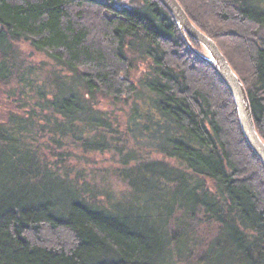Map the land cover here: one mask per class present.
<instances>
[{
	"label": "trees",
	"instance_id": "trees-1",
	"mask_svg": "<svg viewBox=\"0 0 264 264\" xmlns=\"http://www.w3.org/2000/svg\"><path fill=\"white\" fill-rule=\"evenodd\" d=\"M137 1L119 8L115 0H0V85L17 80L35 89L31 71L16 62L15 44L28 43L77 75L83 96L48 101L36 89L40 110L71 121L92 113L88 98L135 96L130 54L143 50L149 69L133 114L145 119L137 121L143 134L159 137L156 150L179 166L159 168L164 196L157 174L139 176L135 205L100 208L55 176L39 174L19 143L24 128L8 118L0 126V174L10 169L13 177L6 184L41 185L46 178L53 184L50 193L42 185L30 187L44 193L2 190L0 264H264V169L241 134L233 101L187 48L170 14L155 0ZM177 1L243 83L264 141V0ZM149 199L150 207L136 206ZM174 216V230H165ZM200 224L210 232L206 239Z\"/></svg>",
	"mask_w": 264,
	"mask_h": 264
},
{
	"label": "rangeland",
	"instance_id": "rangeland-1",
	"mask_svg": "<svg viewBox=\"0 0 264 264\" xmlns=\"http://www.w3.org/2000/svg\"><path fill=\"white\" fill-rule=\"evenodd\" d=\"M115 5L129 8L138 5V1L115 0ZM15 48L19 57L16 62L20 68L23 61V70L31 71L27 78L35 89L32 92L22 89V85H17V80L8 86L0 85V126L8 125V118L18 120L17 130H25L19 133V143L25 149L23 151H28L38 162L39 174L43 172L55 176L56 181L64 182L86 203L113 210L125 206L126 202L135 205L133 201L137 195L136 187L133 186L139 176L147 179L149 175L157 174L154 178H157L160 195L166 192L167 187L163 185L167 184L162 179L159 180V175L164 167L177 169L179 166L177 167L174 159L156 150L159 137L143 134L142 126L137 121L145 119L134 117L133 114V107L137 106L136 100L140 101L144 97L142 80L149 69V63L142 55L143 50L130 54V58L135 61V67L129 74L137 88L135 96L114 101L112 98L96 95L86 102L92 108L91 114L81 113L79 117L68 121L51 111L40 110L36 106L40 101L36 89L48 101L54 97L67 98L74 93L79 97L83 96V88L76 81L77 75L49 54L31 49L26 42H18ZM197 50L203 53L200 48ZM141 107L144 109V106ZM152 117H156V112L152 113ZM145 164L150 165L148 169L145 168L142 175L137 173ZM9 170L0 174V183L9 186L4 189L0 187V195L2 190L12 189L19 193H44L42 188L32 190V185H42L47 193L51 192L53 183L47 178L41 185L39 180L30 181L29 184L7 185L5 180L13 178ZM151 203L149 199V202L140 201L136 206L143 210V207H150ZM164 225L165 230L173 231L175 216ZM198 230L203 239L210 234L205 224H200ZM212 264H224V261Z\"/></svg>",
	"mask_w": 264,
	"mask_h": 264
},
{
	"label": "water",
	"instance_id": "water-1",
	"mask_svg": "<svg viewBox=\"0 0 264 264\" xmlns=\"http://www.w3.org/2000/svg\"><path fill=\"white\" fill-rule=\"evenodd\" d=\"M155 1L170 14L178 33L190 52L215 73L228 91L235 106L241 134L247 146L264 169V141L255 129L249 100L243 83L231 68L216 43L189 20L177 0ZM190 40L194 41L203 53L195 49Z\"/></svg>",
	"mask_w": 264,
	"mask_h": 264
}]
</instances>
